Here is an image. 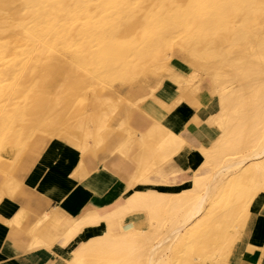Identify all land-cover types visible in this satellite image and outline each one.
Wrapping results in <instances>:
<instances>
[{
  "label": "bare ground",
  "instance_id": "1",
  "mask_svg": "<svg viewBox=\"0 0 264 264\" xmlns=\"http://www.w3.org/2000/svg\"><path fill=\"white\" fill-rule=\"evenodd\" d=\"M91 1L0 0V201L21 193L39 169L49 176L52 168L41 159L64 156L55 138H74L78 131L81 155L118 111L144 101L127 98L132 85L177 52L191 66L186 94L206 80L237 79L216 85L221 111L213 123L222 135L207 151L212 172L180 195L134 193L130 207L146 210L153 228L92 237L79 245L74 264L86 256L89 264H196L225 257L264 193V0H97L98 7ZM73 11L93 22H57V15ZM107 83L118 84L119 94L107 93ZM86 222L69 238L95 219Z\"/></svg>",
  "mask_w": 264,
  "mask_h": 264
},
{
  "label": "crops",
  "instance_id": "2",
  "mask_svg": "<svg viewBox=\"0 0 264 264\" xmlns=\"http://www.w3.org/2000/svg\"><path fill=\"white\" fill-rule=\"evenodd\" d=\"M188 77L184 71L164 80L147 75L126 93L131 102L144 101L133 102L128 113L124 107L118 111L81 155V137L57 140L66 161L61 155L48 177L39 169L21 193L0 201V264H74L79 245L92 237L153 228L146 210L130 207L134 193L176 196L210 174L207 151L222 135L213 123L221 111L216 85L237 79L206 80L186 94ZM150 87L160 88L151 94ZM88 217L95 223L69 238ZM90 260L86 256L79 264ZM196 264H264V193L249 208L236 246L221 259L205 257Z\"/></svg>",
  "mask_w": 264,
  "mask_h": 264
},
{
  "label": "rangeland",
  "instance_id": "3",
  "mask_svg": "<svg viewBox=\"0 0 264 264\" xmlns=\"http://www.w3.org/2000/svg\"><path fill=\"white\" fill-rule=\"evenodd\" d=\"M128 2V1H127ZM89 3H91V5H93L94 7H98V4L100 3L99 1H97V0H95V1H91V2H89ZM209 3H211V5H217V2L215 3V1L213 0V1H211V2H209ZM133 4V3H132ZM127 5H129V4H127ZM129 8V7H128ZM132 8V7H131ZM129 10V9H128ZM127 11V10H126ZM125 10H124V12H126ZM96 12V11H95ZM117 13H119L120 11H116ZM110 13H111V11H110ZM112 13H114V12H112ZM111 13V14H112ZM66 15H64V14H59V15H57V22L58 23H63L64 21H66V20H73V21H78V22H82V23H84V22H86L87 20L88 21H90V18L88 17L87 19L86 18H83V17H81V16H78V14H77V11H73V12H69V13H65ZM115 15H117L116 13H115ZM119 15H120V13H119ZM110 18H111V15H108ZM81 19H83V20H81ZM113 19V17L111 18V20ZM110 19H109V21L110 22H112ZM24 21L26 22V23H29V24H31V21H30V19H28V18H26V19H24ZM24 22V23H25ZM90 22H93V21H90ZM25 23V24H26ZM31 26V25H30ZM190 63H189V59L186 57V56H184V55H181V54H179V53H177V52H174V53H172L169 57H168V59H167V61H166V63H165V66H163V67H161V69L159 70V71H147L145 74H143L139 79H138V81H136L132 86H134L135 84H137V83H139V82H141V80L142 79H144L147 75H154V76H160V78H162L163 80L164 79H166V77H168V76H170V75H179V74H181L183 71L184 72H186V73H188V72H191V66L189 65ZM90 85V86H89ZM87 86H88V90H90V88H91V86H92V82L91 81H88L87 82ZM118 84H111V85H109L108 83L107 84H104L103 86H102V88L107 92V93H109L110 95H113V96H116V94L118 95L119 93H118ZM128 92V91H127ZM126 92V93H127ZM32 129L34 130H36V127L35 126H33L32 127ZM57 137V136H56ZM60 137H62V136H60ZM72 137H81L80 136V133L78 132V131H76L75 133H74V135H72ZM53 144L56 146L57 145V138H55V140L53 141ZM47 163V165H49L50 164V166H52V165H54V161H52L51 159H45V158H42L41 159V163ZM43 164H41L40 166H42ZM34 175V174H33ZM170 225H171V219H169V220H167L166 222H165V224H164V226H163V229H162V233H164L165 231H166V229H168L169 227H170Z\"/></svg>",
  "mask_w": 264,
  "mask_h": 264
}]
</instances>
